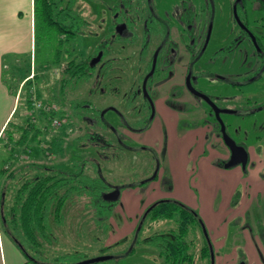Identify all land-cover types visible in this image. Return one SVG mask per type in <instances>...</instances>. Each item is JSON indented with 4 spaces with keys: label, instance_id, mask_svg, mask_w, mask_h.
<instances>
[{
    "label": "rangeland",
    "instance_id": "rangeland-1",
    "mask_svg": "<svg viewBox=\"0 0 264 264\" xmlns=\"http://www.w3.org/2000/svg\"><path fill=\"white\" fill-rule=\"evenodd\" d=\"M87 1L88 0H76V5L80 6L82 9L80 12L83 19H85V21L89 23L86 28H83V32L78 35L70 44V48L71 50H73V52L71 53V57L77 60H79L81 57H86L88 53L92 52L96 44L106 33V29L102 28L104 29L102 30L101 28H99L103 25V23L100 22V19L106 18L105 16H103V12L105 9L104 6L101 5V3L99 2L100 0H94L96 2ZM104 1L109 2L110 0ZM64 5L65 4H63L62 6ZM228 11L230 13V9H228ZM248 11V14L250 16L248 28H250V30L259 37L260 35L264 34V7L258 10L248 8ZM221 18L223 21L222 25L220 24L222 28H224L225 30H227L228 28H233L234 30H236L233 21H229L230 19H226V17ZM105 23L106 26L109 24L108 21H106ZM248 46L249 44L248 42H246L243 43L242 47L240 48V53L238 54V65L236 64L237 58L233 62V64H235L237 67L235 68V71H232L231 64L226 61L221 64L223 65L222 68L225 69H220L216 64L209 68V70L215 73L213 77L217 78L218 76H223L226 81L228 79L231 83H234L236 85H240L241 83L244 84L247 81L253 80V78H257L258 76H256V74L258 73L259 75L260 72L263 71L262 66L259 62H251L250 54L245 52L250 47ZM53 47L54 46L52 45V47L49 48V45L46 46L43 44L37 47V60H43L44 62L46 60H49L51 57L50 51L53 50ZM136 48L137 47H134L132 48V50L135 51L137 50ZM132 50L130 48L127 53L129 51L131 52ZM113 55L119 54L115 52V54ZM15 62H17V65L20 64V66L24 68L25 65L24 63H22V60L20 58H17ZM185 63V61L180 62L181 68L177 71L179 75L183 72L184 68L187 67ZM258 63L259 65H256ZM64 64L65 60H63V62L58 66L53 65L47 69H36L35 73H37L38 76L37 79L33 82L32 86L35 88V96L37 97L38 101L42 103V105H55V107H57L58 111L55 112V114H58L57 117L60 120V125L58 127L52 126V117L48 116L50 114L42 112L45 114V116L47 115V118H45V116H40L41 111H37L32 108L31 113H29L28 110L24 108V105L22 103L17 106L18 112H16L15 116L13 117L12 124L16 126L20 124H27L29 123L27 122V118L28 116H30L31 123H34L35 125L34 130L40 132L38 138L42 144L38 145L37 143H34L35 141L30 142L29 145L31 148H33V153L31 155H26L22 152L19 153L17 151L13 159L12 167H14V169H18L22 165H39L44 168L65 166V164L69 160H80L83 157L81 152L88 153L91 157H97V153L92 147L88 149H82L78 146L79 143L75 141L76 138L84 134V126L81 120L77 118V114L81 113L82 111L78 110L77 112H73L70 103L74 101V104L77 103L78 99L84 100L90 98L94 105H96L99 109L105 108L110 104L106 103L108 102V99H104L102 100V102H99V100L95 97L96 95L91 96L88 89L93 85L92 79L79 81L77 85H75V81H72V83H67L65 84V86H63L62 81L66 77L65 73H63L62 71ZM239 66L241 67V71L237 72L236 70L239 69ZM135 67L136 65L134 64H132V66H129L130 72L128 70L127 74L124 72L126 70L124 68V70H117L114 72V74L120 76L118 82L122 88V92H124V90L129 85H131V82L133 81L132 78L135 82L137 75L134 72L132 73V70L136 69ZM198 70L199 68H196L195 72H198ZM167 73L169 74V72L164 73V77L168 76ZM261 74V79L253 81V83L251 84L242 85L241 89L232 88L231 86L220 80L219 82H217L216 79H214L212 84H209L205 80H202L200 84H202L204 87L207 86V89L210 88V90H212V93L215 94L214 96H212V98L218 108L228 111H254V109H256L257 107L264 106V73ZM159 75H161L160 72L159 74L158 72L154 74V81L157 80ZM3 79L7 84L9 83L10 86H15L18 81L15 76H12L9 69L5 70ZM179 82V80L176 81V83L178 84H176L177 86H175V88L178 90V92H182L181 88L179 87ZM198 88L201 87L198 86ZM106 90V92H109L108 88H106ZM147 91L149 92V97L153 98V94L151 91H149V88ZM207 91L210 92L209 90ZM109 93L113 94L112 90H110ZM31 94L32 92L30 90V96ZM164 95H167V91L164 93ZM185 100L195 108L196 102L194 100H192L187 95L185 97ZM175 104L177 106H182L183 109L186 105V103ZM115 105L119 109H124L117 103H115ZM201 107L203 108V106ZM204 107L207 110V107ZM197 109V111L201 112L203 116L205 115L202 109ZM148 112L149 111L147 110V113ZM191 113L192 114L187 117V122L189 124L199 121L201 122V116L198 112ZM122 114L127 117L126 120L129 122H134L139 117L130 115L127 112ZM105 117L110 123H112L113 128H117L118 130H120V132L123 133L124 136L127 135V140L124 143L126 147L129 146L138 148L140 146H144L147 143L148 138H145V134L140 132H127L125 129L119 127L118 121L116 119H120L119 114L107 112L105 113ZM209 130L210 127L208 126V131ZM105 134L113 142L116 141L110 133ZM176 137L179 139V142L182 144L184 149L188 148V144L190 142L189 136L183 133L182 127L178 129V134ZM4 139L5 137L3 135L0 139V166L1 163L4 162L8 157L5 153V149L3 148V143L5 142ZM49 141L52 142V144L54 143V146L49 148L50 152L45 151V149L47 148L46 142ZM197 141V146L200 152L202 149V143L201 141L199 142V140ZM185 143L187 144L185 145ZM160 145L161 140L157 142V145H155L159 152L161 151ZM206 146L208 148L210 147L209 150H213V153H210L211 156H213L214 153L223 156L228 155L226 148L223 146L221 138L218 136L215 137L212 135L209 141H207ZM209 150L207 149V151ZM113 151H116V156L112 157V160L110 162L104 161L101 162V164H103L102 174L106 176L108 181L115 184V187H120V185L128 186V184H137L142 181H149L150 178L155 175L154 170L157 161L152 159L151 154L146 152H139V154H135L129 150H123L118 144L115 145ZM109 155H111V152H109ZM206 155H208V153H206L205 156ZM200 156L201 154L198 153L197 156L196 154H194L193 157L187 156L186 159L183 158L184 162H187L186 166L188 167V171L192 173L191 183H193L197 178L198 170L201 167L202 159H200ZM176 159L177 157H175L174 154H172V157L170 158L168 154L163 152L159 156L158 160L161 161L163 167L166 169L168 178L165 176L164 178H162V181L161 179H159V185H156L154 184L155 182H152L149 184V186L140 188L139 192H136L135 194L138 197L135 198L129 196V199L126 201L124 206L121 205V202H119L116 209H114L115 212L112 217H110L106 222L100 219L98 220L100 226L94 223L92 211L83 205V200H73L72 202L68 203L62 210L61 216L58 221L55 220V217H49L47 222L48 227L43 232V234H41V232L35 233V237H37V244L33 246V249L28 247H25V249H27L28 253H30L31 256L34 257V260L37 263L42 262L45 264H74L89 259H96V257L102 256H110L112 257V259L98 264H164L163 260H160L158 258L157 251L146 244V242H142V238L147 239L154 233L160 234V232H166V230L168 229H174V224L167 221L153 222V224L145 227L142 237L138 241L140 245H136V247L133 248V255L125 257L120 261L116 260V256L129 251L132 245H134L132 244L133 238L131 237L132 233H130V231L136 227L138 219L140 218L139 215L143 210L141 206L145 203H148V201L154 198H161L166 192L169 191L164 190V187L165 185H172L173 179H170L167 169L171 172L172 168H174V170H176V176H178L177 169H179V167L176 166L178 162ZM216 160L218 161V158H216ZM10 170L11 168L7 169V171L11 172ZM25 171L26 173H24ZM36 172L38 173V171ZM158 173L160 174V171H158ZM180 173L181 172L179 171V174ZM87 174L91 175V170L90 172L88 171ZM32 175L33 173L31 172L30 168L29 170H24L20 175L18 174L16 177V179H19L18 185L20 183L22 184L26 178L31 177ZM123 191H125V189H123L122 192ZM194 195H196V198L190 196L187 198L188 203H184L183 201L182 203H184V205L196 204L200 207L199 195L196 192L194 193ZM244 223V220L235 218L233 223L229 226L230 235L228 241L226 242L225 248H221L219 250V248L215 246V248L211 250L212 252L215 250L217 251V253H219V255H221L222 258L220 259V264L226 263L228 259L230 260L235 258L234 250L237 243H240V231L242 229L241 225H244ZM199 232H195V235L190 234L188 237V240L194 238V245L190 250V252L194 254L193 264H208L211 260V254L209 256L210 258L206 256L204 257V259H201L200 251L203 241H201ZM43 235L45 236L42 237ZM119 241L123 242L119 243ZM214 255L215 253L213 254V257ZM84 258L86 259L83 260ZM239 263L243 264L241 260H239Z\"/></svg>",
    "mask_w": 264,
    "mask_h": 264
},
{
    "label": "flooded vegetation",
    "instance_id": "flooded-vegetation-1",
    "mask_svg": "<svg viewBox=\"0 0 264 264\" xmlns=\"http://www.w3.org/2000/svg\"><path fill=\"white\" fill-rule=\"evenodd\" d=\"M88 1L96 2L94 0ZM99 2L104 6L105 9L103 16L107 18L100 19V22H102L103 25L99 28L106 29V33L96 44L92 52L88 53L86 57H81L79 60L75 59V61L77 60L80 63L86 61L88 63L87 66L91 67V69H88V76L80 77L77 79L76 83L92 79L93 85L88 89L91 96L96 95L95 97L99 102L108 99V102L106 103H109L110 105L99 109L94 105L90 98H88L84 100L78 99L77 103L74 104L73 101L70 103V106L73 112H77L78 110L82 111L81 113H78L81 114V116L79 115L80 118L78 114L77 118L81 120L84 126V134L87 133V135L89 134L92 136H98V134H100L107 138L114 148L115 145L118 144L123 150H129L135 154L146 152L151 154L152 159L157 161L154 170L155 175L152 176L149 181L140 182L143 183L140 186V183L128 184L134 185L135 187L128 186L121 188V186L126 185H120V187L117 186L119 188V193L121 194L123 189L128 188L138 189L139 191L140 188H145L152 182L159 185V179L162 181V178L165 176L168 178L166 169L163 167L161 161L158 160L163 152L167 154L169 151L167 149V137L165 135L166 127L163 124H159L162 126L161 129L164 138L163 144L161 145L162 147H160V152L146 144L138 148L126 147L124 143L127 140V135L124 136L120 130L112 127V123H110L105 117V113L107 112L119 114L120 119L116 118L118 125L127 132H140L144 134L149 131L152 127L151 125L157 119H159V122L163 120L162 116L158 113V107L162 104L170 111H173L182 117L179 123H175L174 137L178 140V143L179 139L176 136L180 127H182L184 134H188L191 127L194 130H199L203 134L206 143L212 135L215 137L218 136L221 138L223 146L228 152V159L225 161L218 159L215 164L217 165L220 160V163L222 161V164L226 165L230 159V151L223 142L220 132L221 126L217 121L216 114L212 109L211 104L209 103L210 101L215 105V101L212 98L215 94L212 93L210 88L207 89V86L204 87L200 82L205 80L209 84H212L214 79H216L217 82L220 80L232 88L241 89L242 85L251 84L253 81L262 78L261 73H264V34L258 37L250 30V28H248L250 20L248 8L258 10L264 7V0H110L109 2L100 0ZM228 9H230V13ZM78 10L81 11L79 7ZM221 17H226V19H230L229 21H233L236 30L233 28H228L227 30L222 28L221 25L223 21ZM106 21L109 23L107 26L105 23ZM88 25L89 23L86 21V24L81 28L82 31L78 34L80 35L83 32V28H86ZM246 42H248L250 47L248 46L249 48L245 52L250 54L251 62H259L262 66L263 71L260 72L259 75L258 73L256 74L258 77L253 78V80L247 81L244 84L241 83L240 85L231 83L228 79L226 81L223 76L221 77L224 79L219 77V74L217 75V78L213 77L215 73L209 70V68L215 64L218 65L220 69H225L222 68L223 65L221 64L228 61L229 64H231L232 71H235V68L237 67L233 62L237 58L236 64L238 65L240 48L243 43ZM103 43H106L107 50L105 47L101 46ZM134 47H137V50L133 51L132 48ZM130 48L132 51L127 53ZM115 52L119 55H113ZM182 61L186 62L185 65L187 67H185L183 72L179 75L177 71L180 70V62ZM259 63L256 65H259ZM65 64L62 69L63 73L65 72ZM132 64L136 65V69L132 70V73L134 72L137 77L135 82L132 78L133 81L131 82V85L122 92V88L118 82L120 76L114 74V72L126 69L127 71L125 70L124 72L127 74L128 70L130 72L129 66H132ZM196 68H199L198 72H195ZM238 68L239 69L236 71L240 72L241 67L239 66ZM157 72L158 74L160 72L161 75H159L157 80L154 81L153 77ZM166 72H169V74L167 73L168 76L164 77V73ZM178 80L180 81L179 87L182 92H178L175 88V86H177L176 84H178L176 81ZM73 81H75V79ZM198 86L201 88H198ZM106 88H108L109 92L112 90L113 94L106 92ZM148 88L149 91L152 92L153 98L149 97V92L147 91ZM166 91L167 95L165 96L164 93ZM186 95L196 102L195 108L185 100ZM115 103L122 106L124 109L117 108ZM175 103H186V105L183 109L182 106H177ZM201 106H203V108L206 106L207 110L206 108L203 109ZM197 108L202 109L205 115L203 116L201 112L197 111ZM216 109L220 113L219 117L225 125V132L229 135L230 127L225 120V116H244L250 118L264 109V106L257 107L254 111L243 112L223 110L217 106ZM147 110L149 111L148 113ZM125 112L139 117L134 122H129L126 120L127 117L122 114ZM191 112H198L201 116V122L199 121L189 124L187 122V117L192 114ZM183 120L190 127L187 129L188 131H184L185 125H183ZM208 126L210 127L209 131ZM92 131L94 133H92ZM105 133H110L116 141L113 142L110 140ZM229 136L231 137V135ZM206 143L205 147H207ZM236 144L245 148L247 152L246 146L238 143ZM209 148L207 147L208 150ZM109 152H111V155L108 154L107 156L112 160V157L116 156V151H113V148H109L108 153ZM248 161L249 157L247 163ZM247 163L245 165H247ZM219 167H222V165L220 166L219 164ZM158 171H160V174ZM113 185L115 186V184ZM170 186L171 185H165L164 190L170 191ZM164 200L173 199L165 197H161L160 199L154 198L146 203L147 206L145 207L144 212H146V209L155 202ZM119 202L120 195L118 203ZM144 212L138 219L136 227L130 231V233H132L131 237L133 238L132 244L134 245H132L129 251L116 256V260L120 261L125 257L133 255L131 253L134 251L133 248L137 245L136 241L139 240L138 235L135 236L136 230H141L143 227L142 218ZM199 218L201 217L199 216ZM150 224L153 223H149L147 226ZM203 229L205 230V226ZM161 233L162 232H160V235ZM154 234L150 235L148 239L152 238ZM148 239L142 238V242H146ZM210 243L211 241H209L208 247ZM139 245L140 244H138V246ZM210 247L212 250L211 244ZM210 254L211 253L209 252V256ZM210 262L208 264H210Z\"/></svg>",
    "mask_w": 264,
    "mask_h": 264
},
{
    "label": "trees",
    "instance_id": "trees-1",
    "mask_svg": "<svg viewBox=\"0 0 264 264\" xmlns=\"http://www.w3.org/2000/svg\"><path fill=\"white\" fill-rule=\"evenodd\" d=\"M32 2L34 14L33 54L20 57L25 65H23L24 68L20 64L17 65L15 61L9 66L10 73L18 80L15 86H10L9 83L5 82L10 94L18 98L17 106L22 103L29 113L32 110L30 90L38 76L35 73L36 69L58 66L65 60L64 73L66 77L62 81L63 86L72 83L74 79V83L77 84V79L88 76V69H91L87 66L86 61L80 63L71 58L73 50H71L70 44L86 24L78 7L80 10L82 9L76 5V0H32ZM63 4L65 5L62 6ZM42 44L49 45V48L54 46L53 50L50 51V59L45 62L37 60V47ZM101 46L107 50L106 43ZM79 115L81 116V114ZM27 122L29 123L16 126L10 121L3 131L5 137L3 148L8 151V163L13 161L17 151L31 155L33 148L30 147V142L35 141L34 143L38 145L42 144L38 138L40 132L34 130L35 125L31 123L30 116H28ZM85 127L87 128L86 124ZM92 133L94 132L92 131ZM75 141L79 143L78 146L82 149L92 147L98 157H91L88 153L81 152L83 157L80 160H69L65 166L61 167L44 168L39 165H25L28 170L30 168L33 175L26 178L15 190L14 205L0 216V225L4 234L21 249L25 256L28 252L25 247L33 249V246L37 244L35 233L41 232L43 234L48 227L49 217H55V220L58 221L62 210L73 200L84 201L83 205L92 211L93 221L98 226H100L99 219L106 222L115 212L114 208L118 200L110 201L107 199V195L113 192L116 187L102 174L103 164H101L104 161H111L107 155L109 148L114 149L113 145L100 134L92 136L86 133L76 138ZM46 144L45 151L50 152L49 148L54 146V143L49 141ZM218 163L220 166L223 165ZM25 167L22 166L16 171H11L6 179L9 180L16 174H22L26 170ZM90 170L91 175L87 174ZM2 173L6 174L7 170ZM142 184L140 183L139 186ZM128 186L135 187L134 185ZM128 186H121V188ZM142 219L143 227L141 230H136L135 234V236L138 235V239L142 236L144 226L146 227L149 223L166 220L174 224V229H168L161 235L154 234L152 238L146 240V244L157 251L158 257L165 264H193L194 254L190 250L194 245V238L188 240V237L190 234L195 235V232L199 231L201 241H203L200 251L201 258L209 256L208 242L202 230L203 221L199 218L198 213L191 208L185 207L178 201H157L146 209ZM138 241H136L137 245L139 244ZM122 242L119 241V243Z\"/></svg>",
    "mask_w": 264,
    "mask_h": 264
},
{
    "label": "crops",
    "instance_id": "crops-1",
    "mask_svg": "<svg viewBox=\"0 0 264 264\" xmlns=\"http://www.w3.org/2000/svg\"><path fill=\"white\" fill-rule=\"evenodd\" d=\"M33 16L32 0H0V139L4 135L3 131L8 122L12 121L18 112V98L16 99L8 91L3 79L4 72L17 58L29 56L33 52ZM158 113L163 120L159 122L157 119L149 131L144 133L145 138H148L146 145L157 149L155 145L158 141L161 140V145L163 144L162 126L159 125L163 124L166 127L165 135L169 150L167 154L170 158L172 154L177 157L176 166L179 167L177 169L178 176H176L174 168L171 172L167 169L170 179L173 181L170 191L166 192L162 198H171L184 205V203H188V197L196 198L195 192L199 195L200 207L196 204L184 206L197 212L199 210L198 214L203 219L212 249L215 246L219 250L225 248L230 235V224L235 218L244 220V225H241L240 243H237L234 250L235 258L228 259L224 264H240L239 260L243 264H264V109L250 118L244 116L225 118L230 127L229 135L234 138L236 143L246 146L249 157L245 167L236 166L233 168H228L226 165L217 166L216 158L225 161L228 159L227 156L217 155V153L211 156L210 153H213V150L207 151L203 134L197 129L190 128L183 120L184 131H188L187 129L190 128V132L187 134L190 140L189 146L184 149L174 137L175 123H179L182 117L162 104L158 107ZM57 115L55 114L53 117H57ZM40 116L44 117L45 114L41 112ZM197 140L202 143L200 152ZM161 145L160 147H162ZM206 152L209 154L205 156ZM5 153L8 156L6 149ZM198 153L201 154V167L198 170L197 178L191 183L192 173L188 171L187 162H184L183 158L193 157L194 154L197 156ZM12 165L13 161L8 163L6 159L0 166V216L14 205L15 190L21 184L18 185L19 179H16L18 174L8 180L6 177L10 172L2 173L9 168H11L10 171H16L17 168L14 169ZM25 168L27 169V167ZM136 192H139L138 189L132 188L121 192V205L124 206L129 196L138 197L135 195ZM146 206V203L141 206L143 210L139 217ZM212 253H215L213 264H220L221 255L215 250ZM0 264L45 263H37L28 252L25 256L21 249L4 234L0 225Z\"/></svg>",
    "mask_w": 264,
    "mask_h": 264
},
{
    "label": "water",
    "instance_id": "water-1",
    "mask_svg": "<svg viewBox=\"0 0 264 264\" xmlns=\"http://www.w3.org/2000/svg\"><path fill=\"white\" fill-rule=\"evenodd\" d=\"M209 103L211 104L212 109L214 110L216 117H217V121L220 124V132L222 135V139L223 142L225 144L226 147H228L229 151H230V156H229V161L226 164V167L228 168H233L236 166H241V167H245V164L247 163L248 157H247V152L245 150V148L238 146L236 144V142L233 140V138H231L229 135L226 134L225 132V125L222 122V120L220 119V113L217 111L216 106L213 105L210 101ZM239 114V113H238ZM119 188L117 187V189L111 193H109L107 195V199H109L110 201H117L119 199ZM203 233L206 237V241H208L207 239V231L202 229ZM209 243V241H208ZM209 249H210V253H211V262L210 264H213V253L211 251V247L209 244ZM112 259V257L110 256H102V257H96V259H89V260H85L83 262H79V263H75V264H96V263H101V262H105Z\"/></svg>",
    "mask_w": 264,
    "mask_h": 264
},
{
    "label": "built area",
    "instance_id": "built-area-1",
    "mask_svg": "<svg viewBox=\"0 0 264 264\" xmlns=\"http://www.w3.org/2000/svg\"><path fill=\"white\" fill-rule=\"evenodd\" d=\"M31 100H32V108H34L37 111H41V112H45L49 117H52V126L53 127H58L60 125V120L57 117H53L52 114H55V112H57V107L54 106H46V105H42L41 102L38 101L37 97L35 96V88L33 87L31 89Z\"/></svg>",
    "mask_w": 264,
    "mask_h": 264
}]
</instances>
